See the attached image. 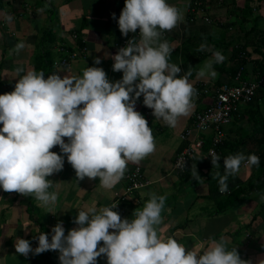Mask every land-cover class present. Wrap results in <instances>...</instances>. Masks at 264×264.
Returning a JSON list of instances; mask_svg holds the SVG:
<instances>
[{
  "label": "crops",
  "instance_id": "0c3cea01",
  "mask_svg": "<svg viewBox=\"0 0 264 264\" xmlns=\"http://www.w3.org/2000/svg\"><path fill=\"white\" fill-rule=\"evenodd\" d=\"M195 1L200 3L197 7L201 12L196 10ZM166 2L183 14V21L162 35V40H168L174 48L169 63L181 68L178 75L192 71L189 82L196 89V95L189 114L180 117L175 127L163 125L154 118L152 110L143 104V95L135 101V110L148 120L156 148L139 164L129 163L126 172L140 166L150 184L123 199L124 176L110 190L100 186L99 178L77 180L66 154L62 153L63 169L47 177L53 182L49 191L58 197L55 204L42 206L34 197L0 189V264H60L58 251L30 253L27 257L18 255L14 248L16 239L28 240L35 249L39 232L46 233L50 240L52 228L58 222H62L67 235L69 230L79 227L74 223L78 212L90 206L99 210L117 204L113 211L122 219L131 220L134 212L142 210L150 199V193L166 196L162 222L156 226L158 238H174L188 250H200L202 242L223 238L227 249L236 247L242 260L264 264V199L261 198L264 183L257 184L253 175L255 166L248 169L242 165L228 179L226 193H221L217 186V189L212 187L213 176L219 168L212 167L211 156L204 146L195 153L184 172L172 169L175 156L184 144L180 133L191 125L196 111L209 107L215 89L225 82L236 83L234 78L238 72L245 80L264 72V0ZM123 7L124 0H0V95L14 90L19 78L17 69L22 70L19 75L36 70L47 78L52 73L79 77L86 67H99L109 82L119 81L123 74L111 71L114 63L111 57L120 49L119 28L113 23V14ZM134 34L129 33L131 39ZM77 41L82 42L84 50L68 67L49 69L38 61V56L45 51L52 61L62 57L61 46L77 50ZM20 43L24 47L17 52L15 49ZM202 43H206L207 50L197 51ZM215 51L225 57L222 63L213 64L217 75L197 78V72L212 59ZM96 58L101 60L100 64L94 63ZM246 107L240 111L241 121L238 115L224 127V138L237 142L246 130ZM209 134L202 137L206 140ZM64 139L67 143V138ZM251 149L252 145L247 143L246 150ZM195 166L200 180L194 179ZM240 185H245L247 190L221 209L232 189ZM97 264H107L106 257H99Z\"/></svg>",
  "mask_w": 264,
  "mask_h": 264
},
{
  "label": "clouds",
  "instance_id": "9594fccd",
  "mask_svg": "<svg viewBox=\"0 0 264 264\" xmlns=\"http://www.w3.org/2000/svg\"><path fill=\"white\" fill-rule=\"evenodd\" d=\"M182 21L181 10L166 0H124L119 31L127 36L139 30V38L128 40L111 57L113 71L123 74L116 82H109L99 67H86L79 77L52 73L47 78L36 70L19 75L22 70L17 69L14 90L0 95V189L34 197L42 206L55 204L58 197L49 191L53 182L47 177L63 169L64 157L50 151L54 146L66 154L77 180L99 178L100 186L109 190L123 178L129 163L139 164L152 154L156 148L152 129L135 110V101L143 95V104L154 118L175 127L180 117L189 114L196 95L189 82L192 71L178 75L181 68L169 63L174 48L162 40L164 32ZM23 47L20 43L15 50ZM206 50V43L197 49ZM224 60L221 52H213L197 78L215 77L213 64ZM220 159L213 150L212 167L220 168ZM259 164L255 154L229 155L223 159V175L217 171L213 179L219 178V191L226 193L229 177L242 165L251 169ZM194 179H201L196 166ZM149 196L131 220L113 211L117 204L99 210L90 206L78 212L74 223L79 227L67 235L58 222L50 240L39 232L35 249L28 240L17 238L15 252L27 257L58 251L60 264H97L101 256L107 264H250L240 258L236 247L228 250L223 238L202 242V254L174 238H158L156 226L162 222L166 196Z\"/></svg>",
  "mask_w": 264,
  "mask_h": 264
},
{
  "label": "built area",
  "instance_id": "2783aa9c",
  "mask_svg": "<svg viewBox=\"0 0 264 264\" xmlns=\"http://www.w3.org/2000/svg\"><path fill=\"white\" fill-rule=\"evenodd\" d=\"M194 4L196 5V10L201 12L202 9L197 7V4L199 5L200 3L195 1ZM120 12L121 10L117 11L113 18V23H115L116 26H118L117 21ZM205 20H208V18L205 17ZM119 34L120 40L118 46L122 48L127 45L131 36L129 34L127 36H122L120 31ZM134 35L136 38H139V30H137ZM72 36L74 39L78 38L76 33H73ZM66 48L63 46L60 47L63 55L54 61L55 66L68 67L71 60L80 55L84 50V47H80L79 45L77 50H70L69 48L68 50ZM112 65L111 71L113 73H122L114 72ZM234 79L236 83H223L218 86L214 91L210 106L203 112H197L192 119L191 125L180 133V139L184 144L175 156L172 165L173 171L181 173L186 170L189 161L194 157L195 153L203 147L205 139L202 135L205 133H212L211 143L207 150L208 154L211 156L214 150V152L220 156L217 147L222 144L224 140V127L232 121L235 115H239L242 108L245 107L255 95V92L259 88L264 87V72L249 80H243L241 78V73L238 72ZM148 117L149 115H147V118ZM159 121L165 125L161 120ZM50 151L58 155L62 154L59 146H54ZM124 177L126 179V187L122 195L123 199L150 184V180L145 177L140 166L133 167L130 171L125 173Z\"/></svg>",
  "mask_w": 264,
  "mask_h": 264
},
{
  "label": "trees",
  "instance_id": "16d2710c",
  "mask_svg": "<svg viewBox=\"0 0 264 264\" xmlns=\"http://www.w3.org/2000/svg\"><path fill=\"white\" fill-rule=\"evenodd\" d=\"M77 44L82 47L83 44L81 41H77ZM69 50V49H68ZM71 50V49H70ZM46 53H41L39 55V60L43 63L42 67L47 66L46 68H52L54 66L52 59L50 58V54L45 51ZM242 78V77H241ZM244 80V79H243ZM226 83V82H225ZM203 91V89H202ZM264 105V87L259 88L256 92L255 95L251 98V100L248 102L247 107H246V112H247V127L246 130L239 136V139H237V142H234L230 140L229 138H224L222 144H220L217 149L220 154V168L219 172L221 175H223L224 169H223V159L229 155H235L237 153H243L246 156L249 154H255L260 157V164L259 166H255L253 170V175L256 178L257 184L263 185L264 183V113H263V107ZM210 106V105H209ZM208 108V107H207ZM205 109L198 110L193 114L194 115L197 112H203ZM243 114L240 112L239 117H241ZM238 115H235L234 117H237ZM192 117V119H193ZM243 117L240 118V121ZM148 122V120H147ZM149 126V125H148ZM208 138L204 141L203 145L204 149L208 150V147L210 146L211 143V137L212 133L209 134ZM250 143L252 145L251 150H246V144ZM263 146V147H262ZM243 147V148H241ZM191 161V160H190ZM189 161V163H190ZM188 163V164H189ZM187 169V168H186ZM214 173V172H213ZM232 177V176H230ZM229 177V178H230ZM214 181V179H213ZM219 181V178H218ZM215 179V185L212 183V187L217 189L219 187V182ZM255 184V183H254ZM217 186V188H216ZM255 187V186H253ZM247 190L245 185H240L237 186L236 188L232 189L230 194L228 195L227 199L225 200L226 204L222 203L221 209L225 207L226 205L230 204L233 202V200L242 192H245ZM49 263V264H53Z\"/></svg>",
  "mask_w": 264,
  "mask_h": 264
},
{
  "label": "rangeland",
  "instance_id": "374dc122",
  "mask_svg": "<svg viewBox=\"0 0 264 264\" xmlns=\"http://www.w3.org/2000/svg\"><path fill=\"white\" fill-rule=\"evenodd\" d=\"M64 48H66V47H64ZM66 49H68V48H66ZM55 61V60H54ZM53 64H54V62H53ZM55 66V65H54ZM62 155V154H61Z\"/></svg>",
  "mask_w": 264,
  "mask_h": 264
}]
</instances>
